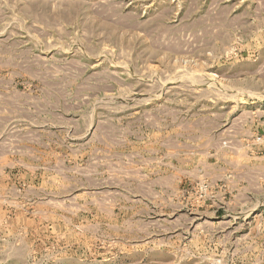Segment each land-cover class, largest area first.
<instances>
[{"label":"rangeland","instance_id":"374dc122","mask_svg":"<svg viewBox=\"0 0 264 264\" xmlns=\"http://www.w3.org/2000/svg\"><path fill=\"white\" fill-rule=\"evenodd\" d=\"M0 264H264V0H0Z\"/></svg>","mask_w":264,"mask_h":264}]
</instances>
